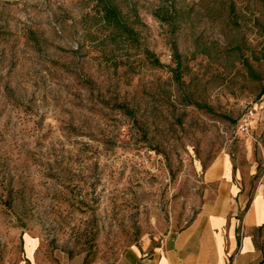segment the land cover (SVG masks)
<instances>
[{"label": "rangeland", "instance_id": "1", "mask_svg": "<svg viewBox=\"0 0 264 264\" xmlns=\"http://www.w3.org/2000/svg\"><path fill=\"white\" fill-rule=\"evenodd\" d=\"M218 158L243 219L264 205V0H0V264L154 254L215 198Z\"/></svg>", "mask_w": 264, "mask_h": 264}, {"label": "crops", "instance_id": "2", "mask_svg": "<svg viewBox=\"0 0 264 264\" xmlns=\"http://www.w3.org/2000/svg\"><path fill=\"white\" fill-rule=\"evenodd\" d=\"M206 180L217 184L216 195L188 229L174 237L166 248L151 255L132 252L133 264H264V249L253 231L264 224V205L256 199L239 218L243 198L234 183L231 164L216 159L207 169ZM26 259L39 264L35 250Z\"/></svg>", "mask_w": 264, "mask_h": 264}, {"label": "trees", "instance_id": "3", "mask_svg": "<svg viewBox=\"0 0 264 264\" xmlns=\"http://www.w3.org/2000/svg\"><path fill=\"white\" fill-rule=\"evenodd\" d=\"M106 14L111 17L118 16L117 9L110 4H106Z\"/></svg>", "mask_w": 264, "mask_h": 264}]
</instances>
